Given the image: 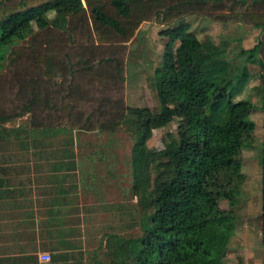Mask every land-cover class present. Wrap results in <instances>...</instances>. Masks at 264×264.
Instances as JSON below:
<instances>
[{
    "label": "trees",
    "instance_id": "16d2710c",
    "mask_svg": "<svg viewBox=\"0 0 264 264\" xmlns=\"http://www.w3.org/2000/svg\"><path fill=\"white\" fill-rule=\"evenodd\" d=\"M191 15L260 35L251 48L224 60L222 48L197 40L186 24L167 29L153 71L158 112L127 106L124 58L139 25H168ZM13 38L18 43L8 46ZM3 60L0 127L26 117L28 128L44 135L110 134L125 116L135 119L130 189L140 236L106 235L107 264H222L243 181L239 155L254 140L253 105L230 99L249 80L246 64L256 65L264 248V0H0ZM171 102L180 104L174 109L179 129L168 134L166 148L150 151L145 143L167 122ZM220 199L228 210L218 207Z\"/></svg>",
    "mask_w": 264,
    "mask_h": 264
},
{
    "label": "rangeland",
    "instance_id": "374dc122",
    "mask_svg": "<svg viewBox=\"0 0 264 264\" xmlns=\"http://www.w3.org/2000/svg\"><path fill=\"white\" fill-rule=\"evenodd\" d=\"M47 18L54 19L52 12ZM179 24H186L199 41L209 40L224 50V60L233 58L241 49L251 48L260 33L259 30L233 23H219L200 16H187L168 25L144 23L139 25L133 38L127 43L124 58L125 104L131 107L147 108L152 114L158 112L153 87V71L158 67L164 46L169 40L163 32L175 31ZM18 43L16 38L9 45ZM177 46V41L172 43ZM5 60L0 63V71ZM249 80L231 103L248 101L253 105L249 118L254 123V140L249 149L240 152V174L243 181L238 186L236 204L232 207L235 229L231 234L222 264H264V248L260 245L261 170L260 157L261 117L258 67L246 64ZM180 104L167 105L168 119L163 127L153 129L146 148L160 151L167 147L168 134L179 129V120L174 109ZM135 119L125 116L113 133L61 132L42 134L28 128L27 118L0 127V150L28 149L40 142V137H49L41 145L42 150L66 152V172L75 175L81 190L67 196V229L76 245L74 251L65 256L66 264H107L104 241L106 235L115 234L121 238L140 236L139 213L136 198L131 191L130 148ZM35 140L38 143L34 146ZM3 147V148H2ZM29 148V149H31ZM33 149H41V146ZM65 150V151H64ZM62 159V157H61ZM76 171L78 173H75ZM154 175L151 173L150 178ZM72 193V192H71ZM79 195L81 197H79ZM218 207L228 210L227 202L220 199ZM69 241V240H68Z\"/></svg>",
    "mask_w": 264,
    "mask_h": 264
},
{
    "label": "crops",
    "instance_id": "0c3cea01",
    "mask_svg": "<svg viewBox=\"0 0 264 264\" xmlns=\"http://www.w3.org/2000/svg\"><path fill=\"white\" fill-rule=\"evenodd\" d=\"M40 142L0 150V264H66L76 245L66 218L67 196L81 190L79 174L75 182L76 174L66 172V152L42 150ZM41 254L49 261L40 262Z\"/></svg>",
    "mask_w": 264,
    "mask_h": 264
},
{
    "label": "built area",
    "instance_id": "2783aa9c",
    "mask_svg": "<svg viewBox=\"0 0 264 264\" xmlns=\"http://www.w3.org/2000/svg\"><path fill=\"white\" fill-rule=\"evenodd\" d=\"M38 260L40 261V262H47V261H49V256L47 255V254H41V255H38Z\"/></svg>",
    "mask_w": 264,
    "mask_h": 264
}]
</instances>
